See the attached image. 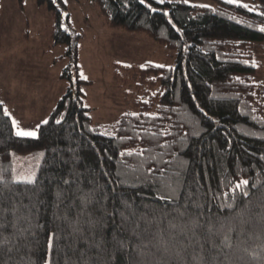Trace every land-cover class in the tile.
<instances>
[{"label": "trees", "instance_id": "obj_1", "mask_svg": "<svg viewBox=\"0 0 264 264\" xmlns=\"http://www.w3.org/2000/svg\"><path fill=\"white\" fill-rule=\"evenodd\" d=\"M86 1L105 25L173 50L174 63L113 64L122 87L137 77L135 98L123 91L129 108L96 127L82 33L63 0H36L51 14L52 44L64 45L67 86L37 138L16 136L0 104V264H264V81L252 50L264 42V0L246 3L252 11L227 0ZM35 150V184L16 183L12 156ZM240 180L248 196L233 191Z\"/></svg>", "mask_w": 264, "mask_h": 264}, {"label": "rangeland", "instance_id": "obj_2", "mask_svg": "<svg viewBox=\"0 0 264 264\" xmlns=\"http://www.w3.org/2000/svg\"><path fill=\"white\" fill-rule=\"evenodd\" d=\"M187 3L213 5L215 1ZM65 5L74 26L82 33L78 63L80 74L90 80L84 85V102L91 108L92 123L101 129L113 127L129 108L123 91L129 92L128 100L135 98L133 84L137 78L132 75L131 84L122 87L115 79L113 64L169 65L174 63L173 50L142 32L105 25L97 8L86 0H67ZM52 22L51 14L36 0H22V7L18 0H0V101L25 130H37L67 86L59 75L68 58L63 56V44H52ZM252 50L259 68L256 79L264 81V42L254 43ZM117 70L130 79L126 70L120 66ZM40 153L42 150L14 154L8 165L12 178L35 173Z\"/></svg>", "mask_w": 264, "mask_h": 264}, {"label": "snow or ice", "instance_id": "obj_3", "mask_svg": "<svg viewBox=\"0 0 264 264\" xmlns=\"http://www.w3.org/2000/svg\"><path fill=\"white\" fill-rule=\"evenodd\" d=\"M64 2L67 3V0H64ZM140 2L143 4V3H145V0H140ZM158 2L159 3H163V0H158ZM185 2H187V0H185ZM236 2H237V0H227V3H229V4H233V3H236ZM241 6L246 8V9H248V11H252V8H250L247 4H242ZM260 30L262 32H264V28H261ZM81 78L82 79H87V77L84 76L83 73H81ZM2 103L3 102L0 101V104H2ZM4 115H6V116L10 115V113L7 110V108H4ZM42 123L47 124L48 121L44 120V121H42ZM56 123L59 124L60 121L57 120ZM12 126L16 130L15 131V135L18 136V137H21V138H37V136H38L37 130H25V129L21 128L18 125V122L15 119H12ZM39 128H40V125L38 124L36 126V129H39ZM40 155L43 156V153H40ZM2 180H3V178L0 177V182H2ZM14 180H15L16 183H19V184L33 185L36 182V177H35V173L33 172L30 175L16 176V177H14ZM64 183L65 184H70V181L64 180ZM248 184H249L248 180H240L238 183H236L234 185L233 191L234 192L235 191H241L244 196H248L249 195ZM88 195H90V194H86V195L81 197V200H82V211L86 210L88 205H89V203H91V201L88 200ZM56 196H57L58 200H62L64 198V193L62 191H58L56 193ZM161 199H164V197H161ZM126 207H130V205L126 204ZM88 222L92 223L91 220H89ZM73 231L74 232H79V231H81V229L79 228V226H75L73 228ZM229 239H230V237L225 235L224 240L222 241V243H224L226 246L230 247V245L227 244ZM6 242H7L6 240L0 241V245L5 244ZM123 246H124L123 242H119V247L123 248ZM51 247H52V237L49 238V248H51ZM213 247H215V245H213ZM48 264H50V262H48ZM199 264H209V262L201 259Z\"/></svg>", "mask_w": 264, "mask_h": 264}]
</instances>
